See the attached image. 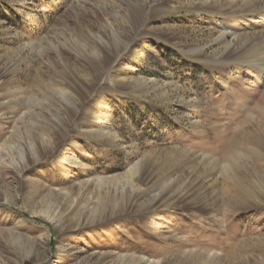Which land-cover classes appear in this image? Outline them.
Masks as SVG:
<instances>
[{
    "label": "rangeland",
    "instance_id": "1",
    "mask_svg": "<svg viewBox=\"0 0 264 264\" xmlns=\"http://www.w3.org/2000/svg\"><path fill=\"white\" fill-rule=\"evenodd\" d=\"M263 8L0 0V264H264Z\"/></svg>",
    "mask_w": 264,
    "mask_h": 264
},
{
    "label": "bare ground",
    "instance_id": "2",
    "mask_svg": "<svg viewBox=\"0 0 264 264\" xmlns=\"http://www.w3.org/2000/svg\"><path fill=\"white\" fill-rule=\"evenodd\" d=\"M242 5H243V4H242ZM257 10H258V9H257ZM261 11H264V8L261 9ZM258 12H259V11H258ZM256 15H257L256 18H258V19H263V18H264V14H263V13H257ZM134 22H135V21H134ZM252 23H253V22H252ZM243 35H244V34H243ZM243 35H242V36H243ZM262 35H263V34H262ZM244 36H245V35H244ZM247 36H248V35H247ZM254 36H255V35H254ZM258 36H259V35H258ZM237 37H238V36H237ZM256 37H257V36H256ZM260 37H263V36H260ZM251 38H253V37H251ZM237 39H238V38H237ZM239 39H242V38H239ZM249 39H250V37H249ZM258 39H259V38H258ZM260 39H261V40L259 41L260 44H261V45H264V39H262V38H260ZM226 41H227V40H226ZM250 41H251V40H250ZM230 42H231V41H230ZM238 42H239V41H238ZM227 43H228V42H227ZM242 43H243V42H241V44H242ZM228 44H229V43H228ZM228 44H227V45H228ZM232 44H233V43H232ZM234 44H235V43H234ZM237 44L239 45L240 43H237ZM233 46H234V45H233ZM245 46H246V45H245ZM230 49H231V48H230ZM229 51H230V50H229ZM244 52H245V51H244ZM241 58H242V57H241ZM248 58H249V57H248ZM263 70H264V69H263ZM2 72H3V71H2ZM259 80H260V79H259ZM73 85H74V84H73ZM65 88H66V87H65ZM13 94H14V93H13ZM64 94H65V93H64ZM13 101H14V99L12 100V103H13ZM2 107H3V105L1 106V108H2ZM261 129H262V128H261ZM59 130H60V129H59ZM59 130H58V131H59ZM67 132H68V131H67ZM250 132H252V131H250ZM64 133H65V132H64ZM255 134H256V132H255ZM253 135H254V134H253ZM65 136H66V135H65ZM234 139H236V137H235ZM234 139H233V140H234ZM261 140H262V138H261ZM234 141L236 142L237 140H234ZM231 142H232V139H231ZM235 142H234L233 144H235ZM241 142H242V141H241ZM259 142H260V141H259ZM261 142H263V141H261ZM229 143H230V142H229ZM238 143H240V142H238ZM233 144H231V145H233ZM241 144H244V143H241ZM41 145H42V144H41ZM236 145H237V143L235 144V146H236ZM239 145H240V144H239ZM259 145H260V144H259ZM262 145H263V143H262ZM229 146H230V145H229ZM231 147H232V146H231ZM231 147H230V148H231ZM233 147H234V146H233ZM238 147H239V146H238ZM43 148H44V147H43ZM234 149H235V148H234ZM237 150H240V149H237ZM241 150H242V149H241ZM262 150H263V146H262ZM228 153H229V152H228ZM230 154H231V153H230ZM230 154H228V155H230ZM233 155H236L235 152H234ZM240 155H241V154H240ZM240 155H239V156H240ZM239 156H238V157H239ZM229 157H230V156H229ZM235 159H238V158L235 157ZM231 160H233V159H231ZM233 161H234V160H233ZM235 161L238 162L239 160H238V161L235 160ZM239 162H240V161H239ZM230 163H231V162H230ZM238 165H239V164H238ZM232 167H233V166H232ZM232 167H229L228 169H230V168L232 169ZM233 168H235V167H233ZM228 169H226V170H227V171H230V170H228ZM232 170H233V169H232ZM228 173H229V172H228ZM226 175H227V174H226ZM228 175H229V174H228ZM235 181H236V180H235ZM239 184H240V183H239ZM242 189H243V188H242ZM245 194H246V195H247V194L249 195V192L247 191V192H245Z\"/></svg>",
    "mask_w": 264,
    "mask_h": 264
}]
</instances>
